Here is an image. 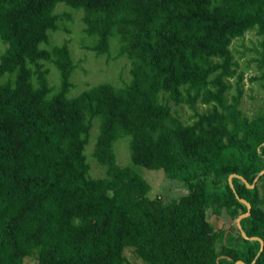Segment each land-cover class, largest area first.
I'll return each mask as SVG.
<instances>
[{
	"label": "trees",
	"instance_id": "obj_1",
	"mask_svg": "<svg viewBox=\"0 0 264 264\" xmlns=\"http://www.w3.org/2000/svg\"><path fill=\"white\" fill-rule=\"evenodd\" d=\"M59 3L81 11L96 55L118 46L127 80L69 92L68 39L49 46L71 20ZM249 31L262 37L263 68L264 0H0V264H128L127 247L142 264H264V174L253 187L228 180L252 184L264 169V105L242 110L231 47ZM94 121L98 176L85 154ZM123 137L132 165L117 162ZM133 165L161 169L185 193L150 196ZM240 199L250 204L240 226L261 251L236 224L207 219L236 220Z\"/></svg>",
	"mask_w": 264,
	"mask_h": 264
},
{
	"label": "rangeland",
	"instance_id": "obj_2",
	"mask_svg": "<svg viewBox=\"0 0 264 264\" xmlns=\"http://www.w3.org/2000/svg\"><path fill=\"white\" fill-rule=\"evenodd\" d=\"M56 11L60 14H69L71 17L70 21H61L59 30L51 33L49 44V46H52L61 43L64 39H68V44L74 62L76 63V68L72 74V82L74 85L69 91L71 94H78L86 87L102 81H109L119 85L123 80L128 79V60L123 56H118V46L114 42L111 44V49L108 54L96 55L89 47H86L91 44L83 32V23L80 19L81 11L71 10L63 3L58 4ZM261 41V36L256 35L254 31H249L242 38L235 39L231 46L238 60L239 69H243L244 71V94L241 99V108L248 115L254 113L264 105V77L261 75L264 73V67L260 68L258 65L260 63L259 51L262 49L260 45ZM4 47L5 45L0 41V52L4 50ZM47 66L50 69L49 80L53 85H56L57 71L52 65L47 64ZM253 76L257 78L249 81V78ZM198 108L202 109L203 106L198 105ZM179 113L183 119L189 120L192 110L183 107L179 108ZM97 134L98 124L97 121H94L89 141L85 146V154L90 164V173L92 176L102 175L100 167L92 156ZM114 149L119 164L123 166L132 165L129 155L128 137L118 139L114 143ZM133 166L151 184L150 196L158 194L163 202H167L186 191L178 181L166 178L161 169L152 170L138 165ZM207 219L215 230L220 228L228 229L236 224V220H232L225 213L219 218H215L210 211H207ZM124 254L129 262L128 264L143 263L129 247L125 248ZM24 264H37L36 258H25Z\"/></svg>",
	"mask_w": 264,
	"mask_h": 264
},
{
	"label": "water",
	"instance_id": "obj_3",
	"mask_svg": "<svg viewBox=\"0 0 264 264\" xmlns=\"http://www.w3.org/2000/svg\"><path fill=\"white\" fill-rule=\"evenodd\" d=\"M262 174H264V169L261 170V171L259 172V174L254 178L252 184H248L247 181H246L242 176L237 175V174H234V173L231 174V175L229 176V179H228V180H229V183L231 184V178L234 177V176H237V177H239L240 179H242V180L246 183V185H247L248 187H253V186L255 185V183H256L258 177L261 176ZM240 200L246 205V207H247V211H246L245 213L239 215V216L236 218V226L238 227L239 231L241 232V234H242V236H243L244 238H249V239H256V240H259V242H260V248H259V251H261L262 248H263V241H262L259 237H254V236H252V237H248V236L245 234V232L243 231V229L241 228V226H240V219H241L242 217L248 216V215H249V210H250V204H249L245 199H240ZM226 233H227V232H225V236H226ZM258 254H259V252H258ZM253 263H254V260L251 262V264H253ZM235 264H246V263H244L242 260H237V261L235 262Z\"/></svg>",
	"mask_w": 264,
	"mask_h": 264
}]
</instances>
